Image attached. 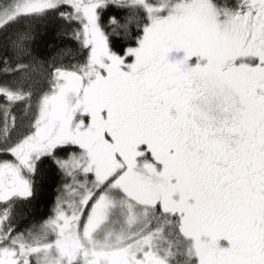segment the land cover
<instances>
[{
	"label": "snow or ice",
	"instance_id": "6c2138e0",
	"mask_svg": "<svg viewBox=\"0 0 264 264\" xmlns=\"http://www.w3.org/2000/svg\"><path fill=\"white\" fill-rule=\"evenodd\" d=\"M0 264H264V0H0Z\"/></svg>",
	"mask_w": 264,
	"mask_h": 264
},
{
	"label": "trees",
	"instance_id": "16d2710c",
	"mask_svg": "<svg viewBox=\"0 0 264 264\" xmlns=\"http://www.w3.org/2000/svg\"><path fill=\"white\" fill-rule=\"evenodd\" d=\"M41 49H43V46L41 45ZM56 181L53 179H49L48 185L44 190V197L42 200V203L40 204V211L44 212L46 210H50L52 207V202L55 199V193H56Z\"/></svg>",
	"mask_w": 264,
	"mask_h": 264
}]
</instances>
